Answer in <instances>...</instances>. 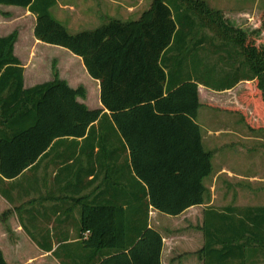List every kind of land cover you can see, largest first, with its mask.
<instances>
[{
	"label": "trees",
	"instance_id": "1",
	"mask_svg": "<svg viewBox=\"0 0 264 264\" xmlns=\"http://www.w3.org/2000/svg\"><path fill=\"white\" fill-rule=\"evenodd\" d=\"M54 3L0 0L34 16V39L80 58L98 81L101 108L78 102L82 87L70 88L54 68L51 80L23 88V68L12 53L16 33L0 37V178L17 176L55 141L90 148L94 160L104 152L105 180L81 203L80 231L88 232L82 244L91 250L90 264H159L161 237L148 226V209L176 216L209 199L203 179L211 173L212 154L203 149L195 122L197 84L220 92L253 82L236 100L264 119V45H255L203 0H151L134 20L109 18L73 34L50 17ZM218 63L228 68L217 69ZM241 119L253 130L244 114ZM105 122L112 124L108 130ZM90 171L95 180L99 172ZM224 209L227 214L203 211L200 251L214 243L207 232L212 214L228 230L219 236L230 233L219 239L223 248L244 241L253 256L259 249L264 254V206ZM0 264H6L1 251Z\"/></svg>",
	"mask_w": 264,
	"mask_h": 264
},
{
	"label": "crops",
	"instance_id": "2",
	"mask_svg": "<svg viewBox=\"0 0 264 264\" xmlns=\"http://www.w3.org/2000/svg\"><path fill=\"white\" fill-rule=\"evenodd\" d=\"M144 1L55 0L54 5L49 7L48 13H52L55 17H50L64 25L65 29L66 27L76 29L80 27L84 28L81 30H87L109 19L103 16L102 9H115L113 5H116V8L123 11L120 21H128L126 17L130 16L135 8L143 4ZM20 17L29 23L30 37L26 39L23 38L22 27L19 26ZM7 23H15V26L7 29ZM33 24L34 16L26 8L0 4V37L12 31L16 33L12 53L23 68V88L38 83L36 81L37 74L28 65L32 57L33 62L36 57V52L34 54L32 50L41 44L32 36ZM23 40L25 42L22 44L24 48L27 44L30 45L27 50L29 55L27 62L15 54V49L21 45L19 42ZM68 61H72V63H68L66 74L61 72L59 70L60 65L56 64L57 77L70 88L82 87L83 97H77L76 100L91 109L86 104V83L97 101L95 108H101L98 100V81L87 75L79 57L70 53ZM51 77L52 75L43 82L51 80ZM77 77H80V81L77 80ZM246 82L249 81H239L230 89L220 92L208 90L197 84L200 106L197 109L195 122L198 117V110L203 105V99L208 102L210 100L216 101L220 105L218 107H222L229 100L222 102L220 97H229L231 94L235 99V93L247 89L244 84ZM234 91L236 92L233 93ZM103 112L107 113L104 109ZM105 123L107 124L104 129L108 130L110 127L108 125L112 124L110 122ZM198 126L200 129V125ZM228 133L227 129L217 127L210 130L206 136L215 138ZM203 139L200 135V140L203 141ZM89 149L80 148V145L74 146L68 140L55 141L33 164L17 176L11 179L0 178V251L6 264H90V260L93 258L91 257V250L82 244L86 240L88 232L80 231L81 203L92 197L93 193L96 192L97 185L104 182V167L108 161L104 152L101 151L96 160L90 158ZM95 150L96 148L93 151ZM121 162L122 157L114 160L115 166ZM91 169L94 172H99L95 180L92 178ZM224 169L221 166V171H217L213 179L225 173ZM231 175L235 176L234 174ZM235 178L251 181V178L246 176L238 175ZM113 180L116 181L117 177ZM90 181L92 183L87 185ZM211 202L212 195L206 203L191 206L176 216H170V219H174L171 220L174 225L169 227L163 224L165 219L163 214L151 208L148 209V226L157 231L161 237L159 264H264L263 252L259 249L253 256L250 242L246 245L243 241V246L238 248L222 247L219 239L229 238L230 233H221L219 236V231L228 230L225 226L220 228L217 215L212 216L210 214V225L208 224L207 230L210 234L208 240L214 243L204 253L200 251L203 245L202 214L205 209L211 208L217 213L227 214L225 207H247L234 205L212 207ZM214 217H216V221H213ZM228 227L231 231L240 229V226ZM225 251L226 254L223 255Z\"/></svg>",
	"mask_w": 264,
	"mask_h": 264
},
{
	"label": "rangeland",
	"instance_id": "3",
	"mask_svg": "<svg viewBox=\"0 0 264 264\" xmlns=\"http://www.w3.org/2000/svg\"><path fill=\"white\" fill-rule=\"evenodd\" d=\"M72 1V0H70ZM150 0H145L143 4L137 6L134 12L126 17L128 20L136 19L138 15L147 8ZM208 8L218 10L224 19L231 23L233 27L240 28L247 34V37L255 45H264V0H203ZM115 9L101 10L104 17L121 19L123 11ZM126 14V13H125ZM51 17H55L52 13ZM20 27H22L23 38L30 37L29 23L20 17ZM54 19V18H53ZM123 19V18H122ZM15 23H7V29H11ZM64 26V25H63ZM66 27V26H65ZM87 28V27H86ZM14 29V28H13ZM84 28L66 27L68 33L73 34ZM210 34L207 29H204ZM254 31H257L256 33ZM24 40L15 49V54L23 61H29L27 50L29 44L24 48ZM25 43V42H24ZM36 57L28 63L30 68L37 74V82H43L51 76L54 68L58 76L56 64L60 65L59 70L66 74L70 52L62 47L41 43L32 50ZM27 57V58H26ZM211 56L210 58H213ZM36 60V61H35ZM227 69L224 64H217V69ZM72 69V67H71ZM62 73V74H63ZM80 81V77H77ZM247 90L252 88L253 82L244 83ZM86 104L92 109L97 106L94 93L86 85ZM240 88V87H239ZM234 91L233 93H235ZM223 94V93H222ZM221 94V95H222ZM236 95V93L234 94ZM217 98V96H216ZM219 98V97H218ZM230 98V99H229ZM222 102L227 101L222 107H218L216 101H205L198 110L196 122L200 125V135L202 147L205 151H210L211 174L203 179L205 187L208 189L209 197L212 195V207L223 205L234 206H264V119L252 111L248 103H241L234 99L230 94L220 97ZM236 100V101H235ZM245 116L246 122L253 128L249 130L246 123L241 118ZM242 116V117H241ZM220 127L229 131L227 135L221 134L212 138L206 136L210 130ZM225 168V173L218 175L215 179L214 174ZM221 171V170H220ZM250 177L251 181L237 180L235 176ZM231 176V177H228ZM164 226H173L174 223L170 216L163 214Z\"/></svg>",
	"mask_w": 264,
	"mask_h": 264
}]
</instances>
